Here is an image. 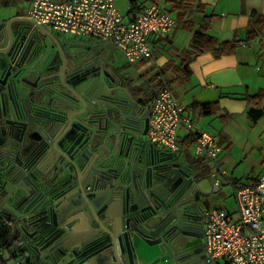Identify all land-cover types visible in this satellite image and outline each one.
Wrapping results in <instances>:
<instances>
[{"label": "water", "instance_id": "1", "mask_svg": "<svg viewBox=\"0 0 264 264\" xmlns=\"http://www.w3.org/2000/svg\"><path fill=\"white\" fill-rule=\"evenodd\" d=\"M29 27L47 34L25 17L0 19V54ZM6 66V58L0 56V70ZM8 90L0 83V105L5 113L18 110L24 119L21 142L29 144L38 132L52 141L35 157L32 171H6L8 179L26 192L24 201L33 197L27 207L32 208L28 229L22 232L33 243L36 264H207L202 233L191 218L194 201L176 202L179 192L173 195L172 173L167 180L160 170L165 165L154 164L156 154L165 157L160 162L179 156L144 140L145 112L127 118L118 112L115 147L107 149L105 136L95 142L84 102L72 88L67 86L69 96L58 91L11 95ZM135 166L143 168L144 178L135 175ZM77 222L83 223L81 228L74 227Z\"/></svg>", "mask_w": 264, "mask_h": 264}, {"label": "crops", "instance_id": "2", "mask_svg": "<svg viewBox=\"0 0 264 264\" xmlns=\"http://www.w3.org/2000/svg\"><path fill=\"white\" fill-rule=\"evenodd\" d=\"M24 1L18 9L17 0H0L1 19L25 16L32 0ZM153 2L163 4L177 22L176 28L165 39H153V57L138 63L143 72L149 73L148 78L157 80L156 83L175 78L173 72L164 74L161 69L167 63L173 66L180 64L181 52L188 48L204 18L211 17L210 36L219 42H238L230 55L214 58L210 53H202L193 56L189 78L183 84H173L171 88L184 115L198 131L214 136L221 148L218 162L223 173L217 175L219 191L214 195L211 194V163L193 157V146L188 151L192 161L186 159L184 148H181L179 160L189 167L193 160L198 159L206 164L208 172L200 175L196 174L193 166L190 169L196 195L207 208H223L219 204L227 205V196H233L235 188L254 185L264 175V35L253 43L243 44L251 28V13L264 15V0H183L179 5L166 0H140L143 6ZM8 10L9 13L5 14ZM143 81H135L134 86ZM153 85L149 84L150 87ZM253 96L260 97L249 103L248 98ZM206 104H216L215 113L200 115L199 107ZM252 108L262 112L253 123L248 114ZM186 137L181 129L179 141ZM226 210L234 212L235 204ZM82 225L77 222L74 227L81 228Z\"/></svg>", "mask_w": 264, "mask_h": 264}, {"label": "flooded vegetation", "instance_id": "3", "mask_svg": "<svg viewBox=\"0 0 264 264\" xmlns=\"http://www.w3.org/2000/svg\"><path fill=\"white\" fill-rule=\"evenodd\" d=\"M45 31L47 34L29 27L18 32V37L13 40L8 50L0 54L7 60V66L0 70V83L8 86L11 95L15 92L30 96L58 91L69 96L67 86L72 88L84 102L86 118L95 133V142L105 136L108 140L107 149H111L112 145L115 147L113 127L117 123L118 112H122L126 118L130 114H138L142 117L145 112L143 117L147 118L152 103L150 92L147 96L136 97L133 88L140 85L134 86L128 71L112 62L114 51L110 52L98 41L65 39L47 29ZM32 108L31 106L30 110L34 113ZM36 108L49 111L46 107ZM81 109H84V106L80 107ZM23 123L24 119L20 117L18 110L5 113L0 105V212L11 216L16 227L21 231L24 226L27 227L32 216L30 213L32 208L27 210V207L33 197L24 201L27 198L26 192L16 185L15 180L8 179L6 171L14 175L19 170L29 169L35 157L42 152L44 145L52 142L38 132L33 134L32 142L23 144L20 140ZM39 139V143L35 142ZM144 140L147 141L146 136ZM58 144L59 141L56 142V148L60 151ZM164 158L159 154L154 155V164L165 165V168L160 170L161 175L167 180H170L167 175L172 173L170 186L173 195L179 192L176 202L194 201V208L190 210L191 218L202 233L203 214L207 206L198 200L190 172L191 167L184 165L179 158L160 162ZM112 161L114 160L110 163ZM133 169H136V176L140 174L145 177L143 168L141 170L135 166ZM186 174H189V177ZM138 180L139 178L135 177V181ZM19 189L21 193L16 194ZM161 198L165 200L167 196L164 194ZM24 240L28 245L30 262L36 264L35 254L32 251L33 243L26 237Z\"/></svg>", "mask_w": 264, "mask_h": 264}, {"label": "built area", "instance_id": "4", "mask_svg": "<svg viewBox=\"0 0 264 264\" xmlns=\"http://www.w3.org/2000/svg\"><path fill=\"white\" fill-rule=\"evenodd\" d=\"M121 0H32L25 13L39 26L73 40L98 41L122 53L129 64L153 57V39H165L177 26L161 3L141 6L140 0H122L126 15L120 14ZM173 91L163 85L152 100L146 139L164 153L180 156L179 132L194 139L192 155L213 167L211 194L219 191L218 157L221 148L214 136L198 131L184 115ZM235 210L210 207L204 211L202 247L207 264H264V175L251 186L235 188ZM26 245L20 240L11 254L13 264H24L19 255Z\"/></svg>", "mask_w": 264, "mask_h": 264}, {"label": "trees", "instance_id": "5", "mask_svg": "<svg viewBox=\"0 0 264 264\" xmlns=\"http://www.w3.org/2000/svg\"><path fill=\"white\" fill-rule=\"evenodd\" d=\"M168 3H175L179 5L183 0H166ZM143 6L142 4H140ZM251 28L247 32L243 44H250L255 42L260 36L264 35V15H259L255 12L251 13ZM211 17L204 18V22L197 32H195L190 40L187 49L181 52V61L178 66H173L172 63H167L161 72L166 74L167 72H173L175 78L164 82L159 81L153 85V90L142 89L141 87L133 88L134 95L136 97L140 95L147 96L150 92V100L152 101L156 94L161 90L163 85H166L170 89L173 84H183L191 75L189 69V64L193 56L202 53H210L214 58H219L225 55L233 54L236 47L238 46L237 41L232 42H219L216 38L208 34V29L210 26ZM148 91V93H146ZM260 96L249 97V103L256 101ZM217 109L216 104H206L199 107L200 115H210L215 113ZM249 119L251 122H255L262 114L261 111L252 108L248 112ZM180 147L185 150L186 159H190L189 150L194 144V139L187 136L185 139L179 141ZM196 168V174L200 175L202 172H208L206 164L202 160H193L191 167ZM24 229L28 227L24 226ZM25 239L23 232L16 227L15 221L11 216L6 214H1L0 212V264H9L8 260L11 259V254L16 248L17 243ZM19 255L25 258L24 264H31L30 253L28 250V245H25L19 251Z\"/></svg>", "mask_w": 264, "mask_h": 264}, {"label": "rangeland", "instance_id": "6", "mask_svg": "<svg viewBox=\"0 0 264 264\" xmlns=\"http://www.w3.org/2000/svg\"><path fill=\"white\" fill-rule=\"evenodd\" d=\"M18 3V4H17ZM25 3L24 0H17V2H15V4H17V8L21 9V6H23ZM117 8L120 12L121 15L125 16L126 15V8L124 5L123 1L117 2ZM9 10L5 12V14H8ZM1 15L2 13H0V19H1ZM6 16V15H5ZM54 34L59 35L58 32H53ZM65 39H70L68 36H62ZM112 62L114 63V65L120 67L123 70H127L129 73V77L132 79V81H138L139 79H143L144 81L139 84L140 87L145 88V89H150L151 91L153 90V87H150L149 84H155L157 82L156 79L154 78H148L149 73L148 72H143L142 67H140L138 64H129L126 59L124 58V56L122 55V53L118 52V51H114L113 55H112ZM152 79V80H151ZM149 83V84H148ZM193 158H190L189 160L192 161ZM227 200L228 203L226 204H222L220 203L219 206H222L223 208H233L234 204H235V199L232 196V194L227 196ZM227 206V207H226ZM9 264H13V260L9 259L8 260Z\"/></svg>", "mask_w": 264, "mask_h": 264}]
</instances>
